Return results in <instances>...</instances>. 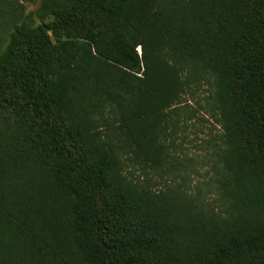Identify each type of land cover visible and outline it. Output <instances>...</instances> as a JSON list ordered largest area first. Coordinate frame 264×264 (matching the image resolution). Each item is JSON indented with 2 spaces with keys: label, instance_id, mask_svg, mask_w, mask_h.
Here are the masks:
<instances>
[{
  "label": "trees",
  "instance_id": "1",
  "mask_svg": "<svg viewBox=\"0 0 264 264\" xmlns=\"http://www.w3.org/2000/svg\"><path fill=\"white\" fill-rule=\"evenodd\" d=\"M0 264H264V0H0Z\"/></svg>",
  "mask_w": 264,
  "mask_h": 264
},
{
  "label": "rangeland",
  "instance_id": "2",
  "mask_svg": "<svg viewBox=\"0 0 264 264\" xmlns=\"http://www.w3.org/2000/svg\"><path fill=\"white\" fill-rule=\"evenodd\" d=\"M38 5H32L29 7L30 10L36 9ZM196 106V104L193 102ZM209 117V116H207ZM195 122V125L191 127V131L188 133L190 134L189 137L187 138L188 140L184 143V146L188 148V152L190 153H197L199 152L198 146H200V142L206 138H211L213 134H216L219 132V126L216 128V122L214 121L213 118L209 117V121H199L193 120V123ZM205 129V133L200 131V128ZM203 138V139H202ZM202 139V140H201Z\"/></svg>",
  "mask_w": 264,
  "mask_h": 264
}]
</instances>
